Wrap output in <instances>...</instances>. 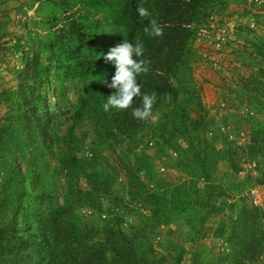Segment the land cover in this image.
<instances>
[{
  "label": "trees",
  "instance_id": "16d2710c",
  "mask_svg": "<svg viewBox=\"0 0 264 264\" xmlns=\"http://www.w3.org/2000/svg\"><path fill=\"white\" fill-rule=\"evenodd\" d=\"M24 3L36 16L17 38L6 30L13 8L0 0V34L13 42L8 51L19 64L15 86L0 93L7 110L0 121V264H180L186 253L181 243L171 241L173 251L163 253L153 245L156 230L179 219L194 246L190 264H257L264 252V213L241 199L228 201L264 182V127L254 126L242 148L220 135L193 65L200 61L198 26L210 15L233 16L228 10L236 6L242 10L236 16L253 15L264 28V11L252 13L246 0ZM21 4L13 11L25 18ZM138 5L148 8L162 36L145 33L149 20L138 17ZM234 32L233 55H246L256 69L231 91L264 106V39L240 21ZM124 39L142 42L150 62V71L137 77L142 93L156 94L148 120L135 119L132 108L102 107L116 91L99 80L111 83L115 73L104 56ZM140 105L136 97L133 107ZM151 141L157 153L176 154L171 167L187 180L158 177L153 157L134 154L138 144ZM252 162L260 178L249 173L239 180L242 166ZM222 164L226 172L219 177ZM120 172L125 185L117 190ZM137 205L145 213L125 230L124 217L138 212ZM227 206L230 222L220 220L210 233L208 221ZM85 209L101 221L83 217ZM208 237L224 245L218 254L199 250Z\"/></svg>",
  "mask_w": 264,
  "mask_h": 264
},
{
  "label": "rangeland",
  "instance_id": "374dc122",
  "mask_svg": "<svg viewBox=\"0 0 264 264\" xmlns=\"http://www.w3.org/2000/svg\"><path fill=\"white\" fill-rule=\"evenodd\" d=\"M3 1H8L13 10L19 7L20 3H22V8L26 9L27 15L25 18H21L22 16L16 13V10H12L9 13V17L7 20L8 26L6 29L10 35H14L17 38L24 36V34L28 30V27H31V24L36 16L33 10L29 9V7H26V3L24 2H27L28 0ZM231 7L233 8L234 6ZM253 11L252 13H256L259 10L253 9ZM230 14L232 13L230 12ZM219 17L222 19H228L234 24L233 34L230 36L227 47L229 53L223 52L221 55H218L217 62H219L221 67L219 70L212 69V67L210 66V60L204 62L200 58V61L196 62L193 65V76L196 83L201 88V98L203 104L206 106V108L210 109L211 115L216 119L219 134L225 136L228 141L233 142L235 144V147L242 148L249 142L251 137V130L252 128H254V126L264 127V106H256L255 104H251L247 100H241L239 96L231 91L235 90V87L243 76H247L252 72V70L256 69L254 65L249 63V59L246 57V55L242 57V59L234 56L232 52L233 46L231 47V45L234 44L232 43L235 39L234 30L236 28V25L238 24V21L242 22V24H248L251 17ZM255 31L259 37L264 39L263 27H260ZM5 42L6 44L4 45ZM12 43L13 42L9 41V36L1 37L0 34V93L7 88H12L15 86L13 71L14 68H16L19 64L15 60L13 55L10 54V51H8L9 45ZM4 47H6L5 52H3L2 50ZM195 48L197 52H200V46L197 45L196 41ZM227 88L231 89L227 90ZM1 103L0 121L2 122L1 118L4 116L7 110L5 105ZM88 143H90L89 140ZM218 146L220 147L221 143H219ZM141 152H145L149 156L154 158L152 166L156 176L167 177L168 179L171 178L173 182L187 180L184 176L180 177V174L176 170H174L173 167H171L174 159L176 158V156L171 151H168L167 156H163L161 153L156 152V146L154 142L151 141L147 143V146L145 145V143L138 144L136 146V148L134 149V154L138 155ZM105 155H108V152L105 151L104 156ZM110 158L113 157L111 156ZM255 165L256 164L254 162L244 164L242 166L243 171L238 175L239 180L246 176V174L249 175V173L255 178H260L261 173L260 171L255 170ZM161 169H163V171ZM224 172H226V166L222 164L220 165L218 176L220 177L221 173ZM140 178L142 181L149 183L150 187L153 184V182L149 177H147V175L140 176ZM124 185L125 179L123 173L120 172L115 188L117 190H120L124 187ZM198 185L199 187H202L204 185V182L201 180L198 182ZM81 187L86 188V184L84 181L81 182ZM251 190L256 191V195L259 196L263 204V206L260 207V211L264 213V182L261 185H254L247 188L239 195H237L234 199L229 200L228 203L233 204L241 199L242 201H244V204L248 208H257L253 205V203H251ZM125 199L128 200L127 197H125ZM137 206L140 208L138 212L134 213L133 215H125V230L130 226V223H136L137 219L144 215L145 210L143 209V207H141V205ZM231 213L232 212L227 206L220 216L211 218V220H209L207 223V226L211 228L210 233H212V231H215L220 220H224V222L229 223ZM80 214H82L83 217L88 220L101 221L98 220L99 216L97 214L91 213L89 209L83 210ZM233 214L237 215V212H233ZM183 225V220L179 219L169 226H162L158 228L156 230V237L154 236L153 238V245L158 253H163L167 248L173 251L174 246L169 245L171 241L181 243L186 249V253L184 254L180 264H190L191 252L192 250H194V246L190 242H188V237L186 231H184ZM169 231H171L172 234L168 236ZM223 247L224 245L221 243V240L208 237L201 242L199 250H202L208 255H211L214 252L218 254V248ZM167 264L171 263L169 262ZM257 264H264V252L260 256V261Z\"/></svg>",
  "mask_w": 264,
  "mask_h": 264
},
{
  "label": "clouds",
  "instance_id": "9594fccd",
  "mask_svg": "<svg viewBox=\"0 0 264 264\" xmlns=\"http://www.w3.org/2000/svg\"><path fill=\"white\" fill-rule=\"evenodd\" d=\"M136 13L141 20H149V24L144 28L145 33L150 36L160 37L163 35V28L156 19H149L151 16L148 8L138 5ZM145 49L140 41L135 43L124 41L115 47H112L104 56L106 61L115 65V73L112 76L111 83L100 77V82L105 83L107 87L116 91L109 95L102 107L105 112L112 109L128 110L132 108V116L138 120H148L153 116V107L157 102L155 92L148 94L142 93L141 85L137 77L147 74L150 71V62L144 59ZM136 97H141V105L133 107Z\"/></svg>",
  "mask_w": 264,
  "mask_h": 264
},
{
  "label": "built area",
  "instance_id": "2783aa9c",
  "mask_svg": "<svg viewBox=\"0 0 264 264\" xmlns=\"http://www.w3.org/2000/svg\"><path fill=\"white\" fill-rule=\"evenodd\" d=\"M245 6L251 11H253V9L264 11V0H246ZM221 19L222 18L217 15H210L205 25L198 26L196 37V43L200 46V52H198L200 58L204 62L210 60V66L213 70H219L221 68L219 62H217L218 55H221L226 50L234 29L233 22L228 19ZM248 25L252 30L258 29L253 18H250ZM172 153L176 156L174 152ZM161 170L163 171V169ZM140 176H146V174L141 172ZM250 193L251 203L260 209L263 204L259 196L256 195V191L251 190Z\"/></svg>",
  "mask_w": 264,
  "mask_h": 264
},
{
  "label": "crops",
  "instance_id": "0c3cea01",
  "mask_svg": "<svg viewBox=\"0 0 264 264\" xmlns=\"http://www.w3.org/2000/svg\"><path fill=\"white\" fill-rule=\"evenodd\" d=\"M228 11L231 12V13H234L235 15H233V16L236 17V13L235 12H241L242 10H241V8H238V7L234 6L233 8L230 7V9ZM258 28H260V26H258ZM224 53H229V50H227V48H226V50L224 51Z\"/></svg>",
  "mask_w": 264,
  "mask_h": 264
}]
</instances>
